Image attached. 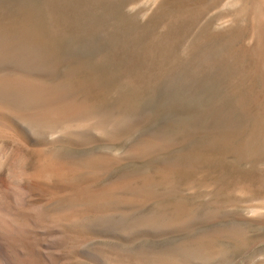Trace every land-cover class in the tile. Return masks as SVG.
Listing matches in <instances>:
<instances>
[{"label": "rangeland", "instance_id": "374dc122", "mask_svg": "<svg viewBox=\"0 0 264 264\" xmlns=\"http://www.w3.org/2000/svg\"><path fill=\"white\" fill-rule=\"evenodd\" d=\"M0 22L46 27L65 61L48 83L70 81L75 96L92 107L132 114L130 130L85 147H63V155L70 160L100 152L124 157L151 140L169 142L150 156L122 162L106 176L113 181L129 171L157 170L155 179L164 185L158 183L156 190L171 183L184 192H160L162 198L138 210L139 216H162L169 205L164 210L170 214L164 212L155 227L132 218L109 226L140 233L122 244L77 238L29 203L17 211L26 220V237L35 234L31 242L45 244L50 256L58 253L57 264H100L76 256L71 249L79 245L112 246L129 253L126 260L143 255L142 264H163L176 254L187 259L183 249L197 243L209 254L193 255L189 264H264V0H0ZM34 156L17 135L0 133V158L25 168L35 163ZM179 208L185 209L184 218L165 221Z\"/></svg>", "mask_w": 264, "mask_h": 264}, {"label": "bare ground", "instance_id": "6f19581e", "mask_svg": "<svg viewBox=\"0 0 264 264\" xmlns=\"http://www.w3.org/2000/svg\"><path fill=\"white\" fill-rule=\"evenodd\" d=\"M45 30L46 27L39 22L18 24L0 22V133L17 135L22 141L32 147L34 153H36V157L34 156L35 163L29 166L26 165L27 167L25 168H18L9 159L0 158V264H57L58 262V253V255L56 254L57 256H50L52 255L51 253L48 255L47 253L49 252L43 250L45 244L41 247L40 240V245L38 242L36 244L29 240L35 237V234L32 233L33 237L31 238H29L30 235L28 234L29 239L26 237L28 233L27 231L25 233L24 230V222L26 220L23 221L18 215L17 209L27 206L29 203H34L32 206L36 205L42 216H48L52 221L58 223L59 227H64L65 230L77 238L96 242H99V240H117L119 244H122L121 242L127 241L130 236L140 235V233H136L137 230L133 226L131 228L135 232L120 228V226L128 223L125 221L123 223L122 220L132 218L139 223H146L150 226L152 223H156L155 225L157 226V222L160 224L163 214H170L164 210L169 205L167 207L164 206L163 213H161L162 216L159 215L158 210L156 211L158 215L151 212L148 215L139 216L136 215L139 212L138 210L145 205L150 204L151 206V203L157 202L156 199L160 192L178 194L179 191L183 190L180 186L182 190H179L175 185L172 186L168 179L166 181L171 186L167 183L166 186L168 185V187L164 191L159 192L156 190L157 185L160 183V185H164L163 182H158V184V180L155 179L159 178L154 176V173H159H157V170L154 173H150L151 171L149 172L147 169L138 170L136 173L129 171V174H121L123 175L122 177L117 176V179L108 181V176L106 175L112 172L115 167H119L122 162L129 159H142L150 156L158 148L161 149V147L170 145L169 142L165 141L157 142L159 140L153 136L156 141L153 142L151 140L152 142H150L149 139V144L132 148L124 157L119 155L106 156L103 155L104 153L100 155L101 152L99 151L100 154L98 155L70 160L61 153L63 147H85V145H91L94 141L104 142L112 140L115 136L129 129L130 125L128 124H130L129 121L133 117L130 116L132 114L125 115L126 113L116 111L114 108L110 109L111 107L106 105L109 109L101 110L92 107L93 105L88 103V101L86 102V100H79L74 94V88L69 86L70 81L67 84L66 81L63 82L59 78L55 82L52 81L53 83H48L46 79L55 75L57 70L60 69L58 67L61 61H65L61 60L60 56L58 57V45L45 34L47 32ZM257 43L260 44L261 42ZM66 76L68 79L71 74ZM27 128L28 133L25 132ZM93 135H99V137ZM152 137L149 138L152 139ZM143 141L141 142L143 143ZM167 166L169 168V165ZM105 176L107 180H105ZM101 179L105 181L99 183L98 181ZM179 193L181 195L184 192ZM177 205H180L179 202ZM177 205L171 208H177ZM183 210H180V208L179 210L175 209L174 214L166 215L170 219L165 221L176 223L179 220L178 218H184ZM187 211H189V208ZM186 213L188 214V212ZM189 216L186 218L187 220L190 219ZM32 221L34 220L31 219V223H29L32 224ZM52 221L49 222L52 223ZM117 222L121 224L119 228L117 226L114 228L109 227L111 225L115 226L114 224L117 225ZM30 224H26V226H29L31 231L32 225ZM144 224L143 227H145ZM164 224L168 225L167 222ZM173 224L171 222V226ZM39 225H35V228L37 227L36 229H38ZM130 225L131 223L128 224V226ZM54 226L52 225V229H54ZM139 226H135L136 229L139 228L138 231L141 230V226ZM25 228L28 230L27 227ZM50 237L52 236L50 235ZM34 239L31 240L33 241ZM58 239L55 241L57 244ZM68 239L65 238V242ZM60 240L64 241L63 238ZM53 243L51 244L54 245ZM104 244L107 245V242ZM197 245H194L193 249H183L182 253L188 255L187 259L181 255H172V251H170L172 257L168 261L164 259L169 264H189V260L193 255H204V258L206 255L207 257L209 251L205 252L203 248H201L202 250L200 249L201 246L198 247L199 245ZM110 247L103 248L102 246V249L98 248V246H93L90 249H88L89 247L85 249L83 245H79L71 250L75 251L76 256L77 254L81 256L87 255L86 258H95L100 264H142L140 260L141 257L143 258L142 254H140L142 255L141 257L131 254L134 258L131 257L132 259L126 260L128 256L130 257L129 253H125V255L127 254L126 257L124 253L120 254L114 251L113 247V249ZM117 251L120 250L117 249ZM164 252L166 253L167 251ZM165 253L160 256L162 257ZM168 255L167 252V258L169 257ZM63 256L66 255L63 254ZM164 259L163 262L165 261Z\"/></svg>", "mask_w": 264, "mask_h": 264}]
</instances>
